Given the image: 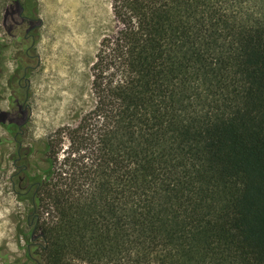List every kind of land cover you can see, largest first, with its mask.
<instances>
[{
  "label": "trees",
  "instance_id": "16d2710c",
  "mask_svg": "<svg viewBox=\"0 0 264 264\" xmlns=\"http://www.w3.org/2000/svg\"><path fill=\"white\" fill-rule=\"evenodd\" d=\"M111 7L88 105L21 183L39 264H264V0Z\"/></svg>",
  "mask_w": 264,
  "mask_h": 264
},
{
  "label": "rangeland",
  "instance_id": "374dc122",
  "mask_svg": "<svg viewBox=\"0 0 264 264\" xmlns=\"http://www.w3.org/2000/svg\"><path fill=\"white\" fill-rule=\"evenodd\" d=\"M19 4L31 9L23 12ZM112 21L111 0H0V264H34L28 250L41 258L45 242L32 204L19 197H29L32 183H21L46 167L54 131L88 105L89 68ZM33 25L37 38L29 53L37 59L27 60L33 67L26 96L10 79L26 51L23 34Z\"/></svg>",
  "mask_w": 264,
  "mask_h": 264
},
{
  "label": "flooded vegetation",
  "instance_id": "af4514ba",
  "mask_svg": "<svg viewBox=\"0 0 264 264\" xmlns=\"http://www.w3.org/2000/svg\"><path fill=\"white\" fill-rule=\"evenodd\" d=\"M20 5L21 10L24 12L26 10L29 11L28 6L26 5ZM32 10H31V14L35 13V5L32 6ZM31 9V8H30ZM24 15V13H22V16ZM27 18L29 20H33L36 21L38 20L36 17L32 16V15H26ZM36 26L37 25H33V26H29V28L27 29V31H25V33L23 34V41L26 43L25 44V48L26 51L25 53L21 54L23 55V57L20 58L17 57L18 60V65L16 67V70L14 71L13 76L10 79V83L12 84V87L16 90H21V94H25L26 96H28V91H27V77L29 74V70L32 69L33 65L28 64L27 60L29 61V59L31 60H36L37 59V55H32L29 53V50L31 47L34 46L36 38H37V34H36ZM5 49V47H2L1 52H3ZM30 260L34 261V264H39V260L36 258H33L30 255Z\"/></svg>",
  "mask_w": 264,
  "mask_h": 264
}]
</instances>
